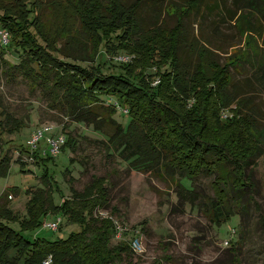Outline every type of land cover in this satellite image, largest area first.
I'll return each instance as SVG.
<instances>
[{"label": "trees", "instance_id": "1", "mask_svg": "<svg viewBox=\"0 0 264 264\" xmlns=\"http://www.w3.org/2000/svg\"><path fill=\"white\" fill-rule=\"evenodd\" d=\"M145 1L160 0H0V28L9 37L6 45L0 43V77L12 81L19 76L29 94L41 93L55 120L61 119L53 112L90 125L102 137L83 138L98 144L105 159L117 157L126 163L124 169L113 166L104 175L91 174L81 190L70 187L69 197L59 205L53 203L51 184L46 180L43 187L27 191L24 227L41 225V216L48 213H61L76 229L52 240L31 239L0 221V264H44L48 255V264H113L121 254L132 251L125 239L112 242L115 224L110 215L96 214L109 207L111 190L117 184L111 177L128 176L132 169L171 180L178 198L176 208L182 211L185 202L197 204L215 225L233 214L246 213L250 204L258 207L247 169L264 152V128L259 127L260 113L252 96L228 90V69L247 63L248 53L229 56L220 64L214 51L194 38L186 47L196 63H183L179 51L188 35L183 22L194 9L202 8V0H189L186 14L178 15L173 28L142 30L138 10ZM231 1L232 10L225 8L228 19L235 27L238 24L240 35L253 37L251 11L264 26V0ZM220 2L223 6L224 0L204 5V17L213 12L218 15ZM46 7L51 16L43 20ZM13 51L19 52L17 64L4 59ZM118 52L129 61L119 62L115 71L104 73L94 64L102 54ZM258 57L253 75L246 80L248 87H253V81L264 85V55ZM155 80L157 84L152 85ZM105 97H113L115 103ZM118 108L126 110L127 125L114 118ZM0 115V177H4L11 147L3 151V134L21 129L24 119L4 110L1 96ZM74 144L69 134L64 146L74 148ZM14 149L23 166L20 156L28 151L26 144L18 143ZM35 156L38 162L52 158ZM200 176L208 178L210 193L195 188ZM185 178L190 187L182 182ZM6 204L0 201V216L10 217ZM110 211L115 213L116 207L111 205ZM229 250L235 251L233 246Z\"/></svg>", "mask_w": 264, "mask_h": 264}, {"label": "rangeland", "instance_id": "2", "mask_svg": "<svg viewBox=\"0 0 264 264\" xmlns=\"http://www.w3.org/2000/svg\"><path fill=\"white\" fill-rule=\"evenodd\" d=\"M125 1L129 3L133 0ZM188 1L160 0L156 3L145 1L138 10L142 30L156 26L173 28L176 20L180 18L178 15L186 14L185 6ZM211 2L213 0L201 1L203 6ZM232 4L231 0H224L223 6L220 2L218 15L213 12L209 18L208 15L204 17L206 13L203 6L201 9L200 7L194 9L183 22L188 35L185 36L187 41L185 38L186 42L181 45L179 57L183 63L190 66L196 63L195 55L186 47V44L192 43L194 38L199 44L213 50L215 59L220 64L225 63L229 56L238 55L242 51L248 53L247 63L228 69L231 75L228 90L238 93L239 96H252L251 101L253 104L256 103L260 113L258 121L260 126H258L264 128V85L253 81V87H248L246 83L247 78H250L255 71L253 66L260 58L258 56L264 55V38H262L264 26L260 17L251 11L253 16L250 15V21L254 35L250 38L247 33L242 32L240 35L237 32L238 24L236 29L234 22L228 19L225 10V8L232 10ZM178 7H181L179 11L176 10ZM43 13H45L43 20L50 18V8H44ZM62 13L65 14V12ZM260 25L262 31L259 29ZM247 26L243 25L246 31L249 30ZM1 31L0 28V34ZM81 34L87 37L85 32ZM246 37L248 39L245 45ZM84 41L82 39L79 44L83 45ZM16 56H19V52L13 51L7 53L4 59L10 64H17L19 61ZM128 61L129 57L121 52L104 53L94 64L98 65L104 73H110L115 71V65L119 62ZM77 64L86 68L91 66V63L78 62ZM0 96L5 111L24 119V126L21 129L3 134L2 148L3 151H7L11 147L9 149L11 160L7 175L0 177V201L7 202L6 208L10 217L0 216V221L21 231L24 236L31 239L43 237L52 240L64 237L70 230L76 229L75 225L66 223L64 217H61L60 225L55 231L43 226L44 222L61 216V213H48L41 216L42 224L39 226L24 227L22 225V222L27 219L26 207L29 197L27 191L43 187L46 185V180L51 184L53 203L59 205L64 198L69 197L70 187L81 190L91 179V174L104 175L106 170L113 166L124 169L126 163L117 157L115 160L105 159L103 150L98 144L83 138V136L89 139L102 137L90 125L69 121L60 113L53 112L61 119L55 120L41 93L36 91L33 95L29 94L19 76L12 81L0 77ZM105 100L115 103L113 97ZM114 118L123 125L129 122L126 111L120 108L117 109ZM0 119H3V115H0ZM43 126L50 127V131H61L65 139L71 134L75 140L74 148L63 145L56 156L44 162L39 161L40 164H37L36 158L34 161H27L23 153L20 159L24 160L25 164L22 166L17 161L19 152L14 148L18 143H26L34 130ZM41 144L44 142L41 141ZM72 158L73 162L70 161ZM247 171L252 177V189L255 190L254 197L258 207L250 204L246 213L233 214L220 225L209 223L197 204L185 202L182 211H179L176 208L178 198L175 186L169 179L135 169L130 170L128 176L122 174L111 177L117 184L111 190L109 207L98 209L96 214L110 215L123 228L119 238L113 235V243L120 239L129 241L132 237L138 236L143 247V251L138 253L128 251L121 254V257L113 264H264V152L256 158L254 165H251ZM68 177L73 178V181L69 182ZM182 182L187 187L191 186L187 178L182 179ZM14 188L18 190L17 193L10 191ZM195 188L203 194L210 193L208 178L200 176ZM4 193L8 195L4 196ZM111 205L116 207L115 213L110 211ZM260 213L263 214V220L260 219ZM232 246L235 251L229 250ZM11 253L14 254L15 251Z\"/></svg>", "mask_w": 264, "mask_h": 264}, {"label": "built area", "instance_id": "3", "mask_svg": "<svg viewBox=\"0 0 264 264\" xmlns=\"http://www.w3.org/2000/svg\"><path fill=\"white\" fill-rule=\"evenodd\" d=\"M8 38H9L8 33L1 31L0 34L1 43L6 45L8 43ZM157 82L158 81L155 80L152 83V85L157 84ZM65 140H66L65 136L61 131H50V127L47 126L39 127L35 129L31 137L26 140L25 144L28 151L25 152L24 154L25 159L27 161H34L36 157L35 155H40L42 157L45 156L54 157L60 152L61 147L65 143ZM41 141H43L44 144H41ZM110 218L113 219L111 216ZM60 222H61V216H56L53 220L44 222L43 226H45L47 229L55 231L56 229H58ZM113 222L115 224L114 235L115 237L119 238L122 234L123 228L114 219ZM129 246L130 249L134 252L138 253L143 251L142 243L138 236H134L129 240ZM50 260H51V255H48V257L43 262L47 264L48 262H50Z\"/></svg>", "mask_w": 264, "mask_h": 264}]
</instances>
